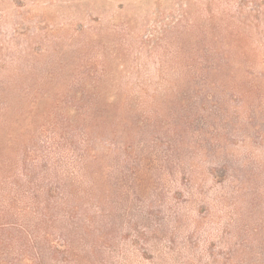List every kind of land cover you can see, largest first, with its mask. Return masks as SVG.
Returning <instances> with one entry per match:
<instances>
[{
    "label": "rangeland",
    "instance_id": "374dc122",
    "mask_svg": "<svg viewBox=\"0 0 264 264\" xmlns=\"http://www.w3.org/2000/svg\"><path fill=\"white\" fill-rule=\"evenodd\" d=\"M0 264H264V0H0Z\"/></svg>",
    "mask_w": 264,
    "mask_h": 264
}]
</instances>
